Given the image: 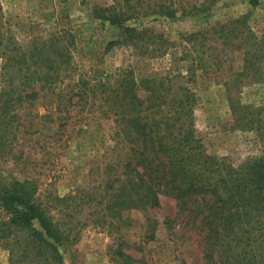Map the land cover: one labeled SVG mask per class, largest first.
<instances>
[{
    "label": "trees",
    "instance_id": "obj_1",
    "mask_svg": "<svg viewBox=\"0 0 264 264\" xmlns=\"http://www.w3.org/2000/svg\"><path fill=\"white\" fill-rule=\"evenodd\" d=\"M141 3L125 0V10L116 5L94 9L95 17L122 30L107 51L118 47L153 56L168 51L162 34L126 24L154 12L141 9ZM159 6L157 12L175 17L170 5ZM230 23L185 35L195 52L186 73L138 74L124 58L114 74L98 77L92 66L76 59L73 33L52 32L25 47L0 22V241L9 249L10 264H65L61 246L69 231L59 204L68 205L76 196L46 190L56 176L61 148L101 119L112 122L113 143L104 152L98 179L81 188L102 189L81 195L83 200L88 196L90 206L97 201L96 221L116 224L119 231L130 223L133 210L144 211L145 239L155 240L160 195H168L201 233L204 264H264L263 106L250 111L230 97L238 127L261 136V152L221 156L204 133L192 87L197 70L225 69L235 50L243 54L241 70L237 78L226 79L228 90L250 81L264 83V36L249 31L234 41L239 36ZM165 225L167 235L178 238L171 224ZM117 245L119 258L143 263L144 257L134 258L123 242Z\"/></svg>",
    "mask_w": 264,
    "mask_h": 264
},
{
    "label": "rangeland",
    "instance_id": "obj_2",
    "mask_svg": "<svg viewBox=\"0 0 264 264\" xmlns=\"http://www.w3.org/2000/svg\"><path fill=\"white\" fill-rule=\"evenodd\" d=\"M138 1L129 0L131 4ZM140 1L141 9L149 7L150 12H154L126 24L139 29L146 26L152 32L162 34L168 41L165 54L140 55L132 49L123 53L124 50L118 47L106 50L108 43L120 37L122 30L102 22L93 11L96 7L108 5L125 10V0H0V22L12 34L14 41L25 47L33 38L47 37L52 32L73 33L77 39L76 59L88 67L92 66L93 74L98 77L114 74L124 58L134 64L138 74L166 73L169 70L186 73L195 52L192 44L186 42L185 35L215 23L231 22L230 28L234 27V33L239 36L234 41L249 31L264 36V0H258L256 5L251 0ZM160 4L174 8L177 11L175 17L167 18L157 12ZM238 18L241 19L239 23H232ZM242 56L241 51L235 50L225 69L205 73L199 69L192 82L198 95L197 113L204 133L221 156L241 158L261 152V136L238 127L230 97L247 105L250 111L263 106L264 125V83L250 81L238 90L233 85L228 90L225 84L228 77L237 78ZM112 127L109 120L92 121L80 133H74L68 139V145L59 152L57 173L46 192L76 196L75 200H69L68 205L59 204V217L69 231L66 245L61 246L65 264H130L116 255L115 248L119 242H123L122 248L134 258L144 257L142 264H204L201 233L186 215L179 213L176 200L168 195H160L161 205L156 209L160 221L159 237L155 240L145 239L147 213L144 211L133 210L130 223L119 231H116V224L109 226L108 222L95 220L93 213L98 209L95 206L97 201L93 200L90 206L86 202L88 196L83 200L81 195H88L86 190L96 191L97 195L102 189L81 188H88L98 179V167L103 166L104 152L113 143L110 138ZM42 188L44 190L48 186L43 185ZM165 223L171 224L178 238L172 240L167 235ZM139 246L144 250L141 251ZM9 258V249L0 241V264H10Z\"/></svg>",
    "mask_w": 264,
    "mask_h": 264
}]
</instances>
